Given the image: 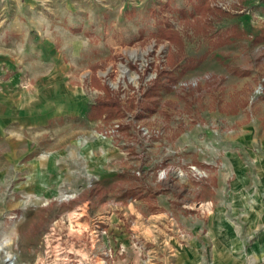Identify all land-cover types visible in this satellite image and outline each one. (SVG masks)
Instances as JSON below:
<instances>
[{
    "label": "rangeland",
    "instance_id": "374dc122",
    "mask_svg": "<svg viewBox=\"0 0 264 264\" xmlns=\"http://www.w3.org/2000/svg\"><path fill=\"white\" fill-rule=\"evenodd\" d=\"M260 137L264 0H0V264L160 263Z\"/></svg>",
    "mask_w": 264,
    "mask_h": 264
},
{
    "label": "crops",
    "instance_id": "0c3cea01",
    "mask_svg": "<svg viewBox=\"0 0 264 264\" xmlns=\"http://www.w3.org/2000/svg\"><path fill=\"white\" fill-rule=\"evenodd\" d=\"M259 141L263 154L255 156L253 173L236 155L229 158L233 179L215 193V207L206 219L205 232L176 245L171 256L158 255L157 264H264V137ZM240 142L251 144L258 139L248 134ZM202 224L195 221L193 227L198 231ZM161 235L158 228L154 237Z\"/></svg>",
    "mask_w": 264,
    "mask_h": 264
},
{
    "label": "trees",
    "instance_id": "16d2710c",
    "mask_svg": "<svg viewBox=\"0 0 264 264\" xmlns=\"http://www.w3.org/2000/svg\"><path fill=\"white\" fill-rule=\"evenodd\" d=\"M101 105H103V106H104V105H108V104H106V103H102Z\"/></svg>",
    "mask_w": 264,
    "mask_h": 264
}]
</instances>
